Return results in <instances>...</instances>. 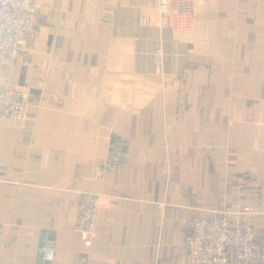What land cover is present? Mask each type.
<instances>
[{"label":"crops","instance_id":"0c3cea01","mask_svg":"<svg viewBox=\"0 0 264 264\" xmlns=\"http://www.w3.org/2000/svg\"><path fill=\"white\" fill-rule=\"evenodd\" d=\"M191 1L175 33L158 0H30L50 38L0 54V92L31 98L24 126L0 119V264H193L186 224L215 213L264 251V127L237 123L264 115V0ZM110 89L133 108L102 105ZM84 194L107 206L90 250Z\"/></svg>","mask_w":264,"mask_h":264},{"label":"built area","instance_id":"2783aa9c","mask_svg":"<svg viewBox=\"0 0 264 264\" xmlns=\"http://www.w3.org/2000/svg\"><path fill=\"white\" fill-rule=\"evenodd\" d=\"M157 11L175 33L190 31L194 27L191 0H158ZM46 15V9L35 7L30 0H0V54L18 56L30 36L38 41H49L50 35L40 25V20ZM156 54L162 55L160 50ZM101 103L106 107L130 111L134 106V93L130 89L104 90ZM30 104L31 98L27 93L3 90L0 92V119L24 126ZM252 107V103L246 105L245 113L237 123L264 127V115L256 120ZM234 208L243 216L260 214L256 206ZM101 209H107V206L100 196L82 195L74 231L87 250L92 248L96 239L97 215ZM186 231L183 245L193 264H264V251L256 242L258 232L251 224L230 219L226 214L215 213L208 218H192L186 224Z\"/></svg>","mask_w":264,"mask_h":264}]
</instances>
